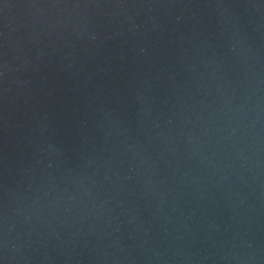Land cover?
Here are the masks:
<instances>
[{"label":"water","instance_id":"obj_1","mask_svg":"<svg viewBox=\"0 0 264 264\" xmlns=\"http://www.w3.org/2000/svg\"><path fill=\"white\" fill-rule=\"evenodd\" d=\"M0 264H264V0H0Z\"/></svg>","mask_w":264,"mask_h":264}]
</instances>
